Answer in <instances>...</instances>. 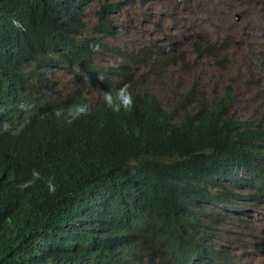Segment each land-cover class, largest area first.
Wrapping results in <instances>:
<instances>
[{"label":"trees","instance_id":"1","mask_svg":"<svg viewBox=\"0 0 264 264\" xmlns=\"http://www.w3.org/2000/svg\"><path fill=\"white\" fill-rule=\"evenodd\" d=\"M93 3L0 0V264H239L216 225L245 198H264V124L230 115L228 92L205 109L193 87L164 108L147 88L143 51L83 34ZM119 8L95 11L102 40L118 35L109 15ZM97 49L120 61L98 68ZM162 52L149 64L165 89L177 61ZM48 63L73 83L91 70L112 95L90 117L73 108L84 89L54 105ZM124 83L130 106L116 93Z\"/></svg>","mask_w":264,"mask_h":264},{"label":"rangeland","instance_id":"2","mask_svg":"<svg viewBox=\"0 0 264 264\" xmlns=\"http://www.w3.org/2000/svg\"><path fill=\"white\" fill-rule=\"evenodd\" d=\"M108 1L115 0H93L83 34L119 49H141L153 58L162 57L164 48L172 50L177 62L166 72L173 83L159 97L164 108L170 109L196 85L205 109L228 92L230 115L251 127L264 124V0H125L115 18L119 36L103 41L93 24L99 4ZM97 51L99 66L116 62ZM56 76L59 84L70 87L66 77ZM150 89L156 92L160 87L151 84ZM240 209L237 216L228 214L241 221L237 234L221 245L229 257L254 248L258 241L264 243V204Z\"/></svg>","mask_w":264,"mask_h":264},{"label":"clouds","instance_id":"3","mask_svg":"<svg viewBox=\"0 0 264 264\" xmlns=\"http://www.w3.org/2000/svg\"><path fill=\"white\" fill-rule=\"evenodd\" d=\"M126 1L124 0H115V1H108V2H101L98 6V8L100 7V5L102 4H111V5H116L119 6L120 8L116 10V13L109 15L111 17H115L117 13H119V11L121 9H123L127 3H125ZM98 8L96 10V12L98 11ZM97 17L95 16V19ZM114 24L116 26H118L115 22L114 19ZM120 34V27L118 30V35L115 37H107L106 39H103V41L107 40V39H113L118 37ZM105 45H107L105 42H103ZM107 46H111V45H107ZM116 47V46H113ZM117 48V47H116ZM119 49V48H117ZM120 51H139V50H130V49H124L121 48L119 49ZM141 50V49H140ZM104 54H108L111 57H114L116 59V62L120 61V58L118 57V55L120 53L117 52H110V51H105V50H101ZM142 51V50H141ZM97 52H95L94 56H93V63L100 68L101 66L98 65V58H97ZM143 54L145 55L146 61H147V66L145 67V70L148 72L149 78H147V88L155 95L158 97H161L163 95V93L165 92L164 87L162 86L163 80L161 78V73H160V69L159 67H155V66H151L149 64V61H152L154 58L152 56H150L149 54L145 53L143 51ZM114 65V64H113ZM112 66V65H111ZM110 66L103 68L102 70L108 69ZM41 70L44 71V73L46 74V78L48 80L52 79L57 87V91L52 94V98H53V104L54 105H58V104H69L72 103L73 97H72V93L74 90L77 89H84L86 90V97L80 101L81 105L78 104H74L73 108L75 109V114H82V113H87L88 116L90 117L93 113H94V107L96 105H102L101 101L103 100V98H109L112 95L111 90H107L104 87H100L99 86V82H101L102 77L100 75H97V84H93V73L90 70L89 74L87 77L82 78L80 81H76L75 83L72 82L70 76L66 73V71L64 69H59L56 65L48 63L47 65H41ZM58 73H60L62 76L66 77V83H68L70 85V87L67 89L65 87V85L63 84H59L58 82V77L56 76ZM243 80V79H242ZM243 82V81H242ZM154 84L160 87V89H158L156 92L152 91L150 89V85ZM198 94L201 92V90L199 89L198 86L193 85ZM95 88L98 89H104L103 93H101L100 91H98V94H96ZM127 88H128V84L124 83L122 84L118 89H116V93L117 95H119L120 93H127ZM125 99L127 100V104L130 106L132 103V97L130 93L126 94ZM106 100V99H105ZM160 100V99H159ZM199 100L202 102L200 96H199ZM203 103V102H202ZM113 111H118L119 108L117 107H113L112 108ZM37 173L33 172V176H36ZM26 184L20 185V187H26ZM51 188V186H50ZM252 203L258 204V205H262L264 204V198H259V200L254 201L251 198H245L243 205L246 206H250ZM221 225H225L227 226L228 231L226 233H222L221 231ZM241 226V221L238 218H230L227 215L226 220L221 218L220 222L217 223L216 225V237L217 238H225L227 241V238H229V235L231 236H235L238 232V229ZM229 232V234H228ZM263 242V240L256 242L255 244L257 245L255 248V252L257 254L256 258H253V255L251 253V249H246V250H240L238 255L235 256V260L237 263L239 264H264V249H262L260 247L261 243ZM223 243V242H222Z\"/></svg>","mask_w":264,"mask_h":264},{"label":"bare ground","instance_id":"4","mask_svg":"<svg viewBox=\"0 0 264 264\" xmlns=\"http://www.w3.org/2000/svg\"><path fill=\"white\" fill-rule=\"evenodd\" d=\"M46 80H48V79L46 78Z\"/></svg>","mask_w":264,"mask_h":264}]
</instances>
